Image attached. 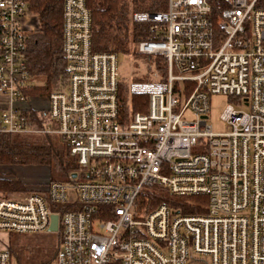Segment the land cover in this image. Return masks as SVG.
<instances>
[{
    "label": "built area",
    "instance_id": "obj_1",
    "mask_svg": "<svg viewBox=\"0 0 264 264\" xmlns=\"http://www.w3.org/2000/svg\"><path fill=\"white\" fill-rule=\"evenodd\" d=\"M35 18L26 0H0V135L57 136L78 172L0 192V235L50 233L57 216L56 264H264V0H168L165 12L134 13L154 35L138 53L162 57L165 71L129 85L149 105L127 116L118 55L93 51L87 0H64L67 86L31 94ZM213 95L239 106L225 108L226 132L208 125ZM12 260L0 238V264Z\"/></svg>",
    "mask_w": 264,
    "mask_h": 264
},
{
    "label": "trees",
    "instance_id": "obj_2",
    "mask_svg": "<svg viewBox=\"0 0 264 264\" xmlns=\"http://www.w3.org/2000/svg\"><path fill=\"white\" fill-rule=\"evenodd\" d=\"M26 3L30 13L40 22L38 29L30 34L26 54L27 68L36 82L31 94L49 97L67 86V64L63 54L64 0H26ZM87 6L92 13L93 51L136 56L133 48L137 51L140 42L150 41L154 35L151 23H132L131 16L134 13L165 12L168 10V0H87ZM157 69L164 73L162 60L157 62ZM119 98L121 113L126 116L129 112L148 111L149 97H131L129 84L123 81ZM23 136L28 135H0V167H47L51 179L70 178L78 171L76 159L59 137L62 143L49 135H36L31 137L32 140ZM0 190L23 191L25 184L21 180L0 179ZM186 210L185 213L196 212L189 207ZM58 236L54 256L42 262L35 258L30 264H53L61 245V234Z\"/></svg>",
    "mask_w": 264,
    "mask_h": 264
},
{
    "label": "rangeland",
    "instance_id": "obj_3",
    "mask_svg": "<svg viewBox=\"0 0 264 264\" xmlns=\"http://www.w3.org/2000/svg\"><path fill=\"white\" fill-rule=\"evenodd\" d=\"M36 21L38 22V18ZM134 52L137 55H126L120 54L118 56L119 62V75L121 81L128 83L129 85L135 82H153L156 81V75L164 76V73H161L157 69V62L162 60L163 64L165 61L162 57H154L150 60L151 57L142 56L133 48ZM156 59V60H155ZM39 97V96H38ZM46 98L47 97H40ZM36 106L39 103L32 101ZM211 111L209 113L208 125L212 127L214 133L226 132L228 129L224 122L222 121V114L225 108L228 105L234 106L236 109H239L236 99H230L224 95H213L210 99ZM242 110L249 111L246 107H242ZM187 117H190L188 112ZM48 135V134H47ZM36 135H28L23 137H28L29 140H32L31 137ZM50 136V135H49ZM54 139H57L62 143V141L57 136H50ZM78 172V171H77ZM76 172V173H77ZM75 173V174H76ZM13 179L21 180L25 184V190H0V192L16 193V192H27V191H38L45 184H48L52 181L57 182H67L69 178L65 179H51L50 170L47 167L41 166H20V167H0V179ZM58 233H42V234H33V235H19L11 234L10 236L0 235V238H3L9 246V250L12 253V264H30V261L39 258V262L48 261L55 254V249L57 245ZM46 255V256H45ZM56 264V261L53 263Z\"/></svg>",
    "mask_w": 264,
    "mask_h": 264
},
{
    "label": "water",
    "instance_id": "obj_4",
    "mask_svg": "<svg viewBox=\"0 0 264 264\" xmlns=\"http://www.w3.org/2000/svg\"><path fill=\"white\" fill-rule=\"evenodd\" d=\"M72 178H76V174H74L72 176ZM58 230H59V228H58V217L54 216L52 218V225L50 227V233H58Z\"/></svg>",
    "mask_w": 264,
    "mask_h": 264
}]
</instances>
